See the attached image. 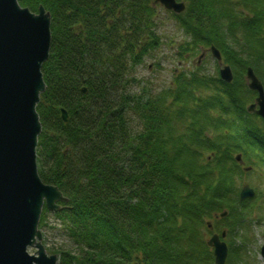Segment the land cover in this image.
I'll return each instance as SVG.
<instances>
[{"label":"trees","instance_id":"obj_1","mask_svg":"<svg viewBox=\"0 0 264 264\" xmlns=\"http://www.w3.org/2000/svg\"><path fill=\"white\" fill-rule=\"evenodd\" d=\"M184 1L167 10L187 38L175 55L215 45L233 81L196 66L147 88L135 70L161 45L156 0H19L51 13L37 162L68 197L54 213L73 243L59 264H214L206 221L224 210L229 262L253 264L246 224L259 192L240 200L236 155L264 167V120L247 109L256 92L245 79L252 66L264 83V0Z\"/></svg>","mask_w":264,"mask_h":264},{"label":"water","instance_id":"obj_2","mask_svg":"<svg viewBox=\"0 0 264 264\" xmlns=\"http://www.w3.org/2000/svg\"><path fill=\"white\" fill-rule=\"evenodd\" d=\"M157 2L177 13L185 9L182 1ZM51 40V14L43 5L34 12L19 0H0V264H58V255L49 254L42 242L39 222L44 207L59 211L66 207L60 202L68 198L58 186L41 179L36 152L42 130L37 104L46 88L42 65L49 57ZM210 49L221 60L219 49L214 45ZM220 76L232 81L231 67H222ZM247 79L258 92L248 110L264 118V87L251 66ZM61 113L67 121L66 109L61 108ZM254 194L246 184L240 198ZM208 244L214 247L216 264H225L227 244L217 234ZM30 246L37 248L36 253L28 251ZM261 254L264 258V244Z\"/></svg>","mask_w":264,"mask_h":264},{"label":"rangeland","instance_id":"obj_3","mask_svg":"<svg viewBox=\"0 0 264 264\" xmlns=\"http://www.w3.org/2000/svg\"><path fill=\"white\" fill-rule=\"evenodd\" d=\"M157 33L160 35V47L147 55L143 63L137 66L135 70L136 75L147 84L148 89L159 90L168 86L174 76L175 70L183 68L191 70L196 66H200L202 73L214 75L216 70L221 66L210 52H207L199 65H197V61L200 52L193 55L189 60L178 59L177 55H175L176 45L187 38L184 31L178 26L164 7L160 9L158 16ZM244 163L250 165L245 161ZM245 183L259 192L258 199L255 197L250 199L255 198L254 201H257L256 204L259 205V207L256 208H260L259 210L253 208L254 211H256V215L253 214V218L246 224L251 236L246 255L257 264H264L263 259L260 257V247L263 242L264 234V167L254 166L251 170L245 171L240 181V188ZM255 216L258 218V221H255ZM224 218L225 217L221 218V222L227 226L232 219L226 220L227 218ZM41 232L42 242L50 253L58 254L57 251L59 249H70L73 247V243L64 233L60 219L52 212H48L47 222L41 228ZM204 236L205 240H207L209 238V233H205ZM36 250L34 246L29 247V252L32 254L36 253Z\"/></svg>","mask_w":264,"mask_h":264},{"label":"flooded vegetation","instance_id":"obj_4","mask_svg":"<svg viewBox=\"0 0 264 264\" xmlns=\"http://www.w3.org/2000/svg\"><path fill=\"white\" fill-rule=\"evenodd\" d=\"M220 219H221V217H218L217 221L214 222L215 224L212 223V224L208 225L209 238H211L213 235L217 234L219 236L220 241H222V242L224 241L227 244V247H228V255H227V259H226L225 264H235L232 261L229 262V260H228L229 252H230V245H231V242H232V236H231V233L228 230L227 226H225L223 224V222H221L222 220H220ZM209 238L207 240H209ZM263 244H264V234H263L262 245ZM262 245L260 247V257L264 261V258L261 255ZM210 248H211V251H212L213 257H214V264H216L215 255H214V247H210ZM251 262H253V264H257L254 261H251Z\"/></svg>","mask_w":264,"mask_h":264}]
</instances>
